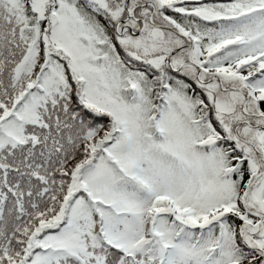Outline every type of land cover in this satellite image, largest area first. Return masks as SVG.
Here are the masks:
<instances>
[{
    "label": "snow or ice",
    "instance_id": "6c2138e0",
    "mask_svg": "<svg viewBox=\"0 0 264 264\" xmlns=\"http://www.w3.org/2000/svg\"><path fill=\"white\" fill-rule=\"evenodd\" d=\"M0 264H264V0H0Z\"/></svg>",
    "mask_w": 264,
    "mask_h": 264
}]
</instances>
